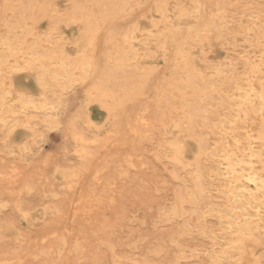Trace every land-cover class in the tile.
<instances>
[{
  "label": "rangeland",
  "instance_id": "obj_1",
  "mask_svg": "<svg viewBox=\"0 0 264 264\" xmlns=\"http://www.w3.org/2000/svg\"><path fill=\"white\" fill-rule=\"evenodd\" d=\"M259 90L264 0H0V264H264Z\"/></svg>",
  "mask_w": 264,
  "mask_h": 264
},
{
  "label": "bare ground",
  "instance_id": "obj_2",
  "mask_svg": "<svg viewBox=\"0 0 264 264\" xmlns=\"http://www.w3.org/2000/svg\"><path fill=\"white\" fill-rule=\"evenodd\" d=\"M219 3H221V2H219ZM216 4H218V3L216 2ZM216 6H217V5H216ZM231 6H232V5H231ZM220 8H222V7H220ZM218 10H221V9L218 8ZM224 10H225V9H223V11H224ZM225 11H226V10H225ZM233 11H234V10H233ZM235 12H236V11H235ZM221 13H222V12H221ZM222 14H223V13H222ZM224 14H225V13H224ZM224 14H223V15H224ZM209 15L211 16V13H210V12H209ZM209 15H208V16H209ZM218 15H219V13H218ZM230 15H231V14H230ZM226 16H227V15H226ZM211 17L214 18L215 15H214V17H213V15H212ZM211 17H210V18H211ZM220 17H222V16H220ZM223 17H225V15H224ZM223 17H222V18H223ZM210 18H209V19H210ZM216 18H217V17H216ZM222 18H221V19H222ZM219 19H220V18H219ZM232 19H233V18H232ZM212 20H213V19H212ZM212 20H208V22H210V21L212 22ZM214 20H215V19H214ZM214 20H213L212 23H214ZM225 20H227V19H225ZM225 20H224V21H225ZM222 22H223V21H222ZM214 25H215V28H216L217 25H216V24H214ZM211 26H212V25H211ZM222 26H224V25H222ZM224 27H225V26H224ZM208 28H209V27H208V25H207V29H208ZM220 28H221V26H220ZM212 29H214V28H212ZM212 29H210V30L212 31ZM210 30L208 29L209 32H210ZM233 30H234V29H233ZM233 30H232V31H233ZM214 31H216V29H215ZM217 31H218V30H217ZM209 34H210V33H209ZM215 34H216V33H215ZM207 35H208V34H207ZM210 35H211V34H210ZM208 36H209V35H208ZM206 38H207V37H206ZM208 40H209V39H208ZM205 42H206V41H205ZM207 43H208V41H207ZM208 44H209V43H208ZM177 45H178V44H177ZM181 45H182V44H181ZM181 45H180V46H181ZM185 46H186V45L183 44V48H184ZM187 46H188V45H187ZM190 46H191V45L189 44V48H190V49L194 48V47L191 48ZM206 46H207V44H206ZM208 46L210 47V45H208ZM209 47H207V49H209ZM175 48H176V47H175ZM178 48H180V47H178ZM178 48H177V49H178ZM181 48H182V47H181ZM183 48H182V49H183ZM187 48H188V47H187ZM187 48H186V49H187ZM189 48H188V49H189ZM177 49H176V50H177ZM182 49H181V50H182ZM190 49H189V50H190ZM174 50H175V49H174ZM176 50H175V52L177 53L176 55H178V52H179L180 50H178V51H176ZM189 50H188V51H189ZM201 50H202V48H201ZM190 51H191V50H190ZM190 51H189V53H190ZM206 51H207V50H206ZM180 52H181V51H180ZM186 52H187V51H186ZM200 52H201V51H200ZM183 53H185V52H183ZM183 53H182V55H183ZM201 53H202V52H201ZM205 53H206L205 51H204V53H202L203 56H204ZM179 54H180V53H179ZM187 54H188V52L186 53V55H187ZM199 54H200V53H199ZM199 54H198V55H199ZM186 55H185V56H186ZM187 56H189V54H188ZM187 56H186V57H187ZM193 56L195 57V55H193ZM200 56H202V55H200ZM178 57H181V55H179ZM189 57H191V56H189ZM175 58H177V56H176ZM187 58H188V57H187ZM187 58H183V60L186 61ZM202 58H203V57H202ZM205 58H206V57H205ZM205 58H203V59L205 60ZM180 59H181V58H180ZM197 59H198V58H197ZM181 60H182V59H181ZM183 60H182V61H183ZM192 60H193V58H192ZM198 60H199V59H198ZM198 60H197V61H198ZM200 60H201V59H200ZM204 60H203V63H205ZM184 61H183V62H184ZM188 61L190 62V60H188ZM177 62H178L177 65L180 64V63H183V62H180V63H179V60H178ZM191 62H192V61H191ZM199 62H200V61H199ZM199 62H198V63H199ZM184 63H185V62H184ZM184 63H183V64H184ZM185 64H186V63H185ZM192 64H193V63H192ZM199 64H202V63L200 62ZM177 65H176V66H177ZM190 65H191V63H190ZM203 65H204V64H203ZM205 65H206V64H205ZM176 66H175V67H176ZM178 66H179V65H178ZM180 66H182V65L180 64ZM180 66H179V67H176L175 69H177V68H181ZM191 66H192V65H191ZM186 67H187V66H186ZM189 67H190V66L188 65V69H187V70H186V68L184 67L185 70H186L185 72H187L188 70H190L191 67H190V68H189ZM194 67H195V66H194ZM206 67H207V66H206ZM206 67H205V68H206ZM203 69H204V67H203ZM180 70H182V69H180ZM195 70H196V71H195ZM215 70H216V69H215ZM176 71H179V69L176 70ZM176 71H175V73H176ZM183 71H184V69H183ZM190 71H191V70H190ZM190 71H188L189 73H186V74H190ZM193 71L196 73V72H197V68L194 69ZM217 71H218V70H217ZM217 71H216V72H217ZM181 73H182V72H181ZM192 73H193V72H191V75H190V76H194V74H192ZM201 73H202V71H200V75H201ZM182 74H185V73H182ZM198 74H199V73H198ZM198 74H197V75L195 74V78H197V77L200 78V77L198 76ZM179 75H181V74H179ZM176 76H177V74H176ZM181 76H182V75H181ZM185 76H186V75H185ZM201 76H202V75H201ZM187 77L189 78V75H188ZM201 78H202V77H201ZM177 79H178V78H177ZM190 79H192V78H190ZM195 80H196V79H195ZM202 80H203V79H202ZM182 81L185 82L186 80L184 79V80H182ZM182 81L180 82V84L182 83ZM200 81H201V80H200ZM203 81H204V80H203ZM197 82H198V81H197ZM188 83H189V82H188ZM192 83H193V81H192ZM192 83H191V84H192ZM203 83H205V82H203ZM203 83L200 82V84H203ZM184 84H185V83H184ZM189 84H190V83H189ZM191 84H190V85L187 84V85L189 86L188 89H190V88L192 87ZM195 84H196V83H195ZM200 84H199V82H198V84H196V87H198V85H200ZM178 85H179V84H178ZM181 85L184 86V87H186V85H183V84H181ZM179 86H180V85H179ZM190 86H191V87H190ZM177 87H178V86H177ZM196 87H195V88H196ZM175 88H176V87H175ZM181 88H182L181 86H180V88L178 87V89H181ZM198 88H199V87H198ZM198 88H197V89H198ZM183 89H185V88H183ZM183 89H181V90L184 91ZM235 89H236V88H235ZM174 90H175V89H174ZM176 90H177V88H176ZM191 90H192V89H191ZM191 90H190V91H191ZM200 90H201V88H200ZM200 90H198L199 92H197V93H200ZM237 90H238V89H237ZM192 91H193V90H192ZM192 91H191V92H192ZM202 91H203V90H202ZM259 91H262V90H259ZM175 92H177V91H175ZM178 92H179V91H178ZM185 92H186V91H185ZM187 92H188V91H187ZM216 92H217V90H216ZM234 92H235V91H234ZM262 92H263V91H262ZM262 92H261V93H262ZM194 93H196V92H194ZM213 93H215V91H213ZM257 93H258V91H257ZM259 93H260V92H259ZM259 93H258V94H259ZM179 94H180V93H179ZM181 94H182V93H181ZM186 94H187V93H186ZM186 94H185L184 97H183V96H182V97L185 98V97H186ZM211 94H212V93H211ZM234 94H238V92H237V93H234ZM182 95H183V94H182ZM259 95H260V98H261V94H259ZM263 95H264V92H263ZM173 96H174V95H173ZM175 96H176V97H174V98H177V95H175ZM187 96L190 97V93H189V95H187ZM192 96L195 97V95H193V94H192ZM192 96L189 98V100L191 99V101H192V98H193ZM196 96L198 97L199 94L196 95ZM200 96H201V95H200ZM200 96H199V97H200ZM236 96H238V95H236ZM171 97H172V96H171ZM180 97H181V96H180ZM188 97H187V98H188ZM178 98H179V96H178ZM183 98H182V99H183ZM187 98H186V100H187ZM172 99H173V97H172ZM200 99H201V98H200ZM200 99H195V98H194L193 101H196V100L198 101V100H200ZM263 99H264V97H263ZM174 100H175V99H174ZM179 100H180V99H179ZM181 101L183 102V100H181ZM181 101H180V102H181ZM247 101H248V100H247ZM247 101H246V102H247ZM263 101H264V100H263ZM173 102H174V101H173ZM175 102L177 103L178 101L175 100ZM175 102L172 103V106L175 105ZM180 102H179V103H180ZM182 102H181V103H182ZM187 102H188V101H187ZM189 102H190V101H189ZM198 102H199V101H198ZM201 102H203V100H201ZM243 102H244V101H243ZM190 103H192V102H190ZM193 103H194V102H193ZM173 104H174V105H173ZM184 104H185V103H184ZM195 104H196V102H195ZM249 104H250V103H249ZM177 105H178V104H177ZM177 105H176V107H177ZM196 105H198V104H196ZM196 105H195V106L186 105V106H183V107L181 106V107H180V108L182 109V111H183V109L188 111L189 116H187V117H188V118H186L187 120L196 121L197 119H196V120H194V119L198 116V114H201L200 111H199V108H198V107L196 108ZM247 105H248V103H247ZM199 106H201V105H199ZM170 107H171V106H170ZM176 107H175V108H176ZM175 108H173V110H175ZM177 108H178V107H177ZM180 108H179V109H180ZM167 109H168V108H167ZM179 109H177L176 111L179 112ZM201 109H202V107H201ZM234 109H235V108H234ZM173 110H172V111H173ZM244 110H245V109H244ZM253 110H254V108H253ZM182 111H181V112H182ZM201 111H204V109L201 110ZM178 112H177L176 114H175V112H174V115L177 116ZM244 112H245V111H244ZM244 112H243V110H242V113H244ZM242 113H241V114H242ZM179 114H181V113H179ZM182 114H183V112H182ZM182 114H181V115H182ZM203 114H204V113L202 112V115H203ZM170 115H171V114H170ZM181 115H180V118H181ZM242 115H243V114H242ZM176 116H172V117H175V118H176ZM178 116H179V115H178ZM192 116H194V117H193L194 119L192 118ZM244 116H245V115H244ZM185 117H186V116H185ZM200 117H201V116H200ZM203 117H204V116H203ZM177 119H178V118H177ZM182 119H183V117H182ZM182 119H180V120L182 121ZM186 119H185V120H186ZM199 119H200V121H201V118H199ZM169 120H172L173 123H174V120H173V119H169ZM198 121H199V120H198ZM202 122H203V121H202ZM175 123H176V122H175ZM175 123H174V124H175ZM204 123H205V122H204ZM204 123H203V124H204ZM169 124H170V123H169ZM181 124L183 125L184 123H181ZM181 124H179V125H181ZM191 124H192V123H191ZM170 125H171V124H170ZM179 125H176V126L179 127ZM200 125H201V124H200ZM183 126H186V125H183ZM196 126H197V125H195V127H196ZM198 126H199V125H198ZM198 126H197V127H198ZM180 127H182V126H180ZM180 127H179V129H180ZM188 127H189V124H188ZM193 127H194V126H193ZM200 127H201V126H199V128H200ZM166 128H167V127H166ZM173 128H174V127H173ZM185 128H186V130H187V127H185ZM203 128H204V127H203ZM190 129H191V128H190ZM190 129H188V130H190ZM201 129H202V127H201ZM201 129H197V130L200 131ZM162 130H163V129H162ZM162 130H161V131H162ZM164 130H165V129H164ZM170 130H171V129H170ZM172 130H173V129H172ZM172 130H171V132H172ZM194 130H195V129H194ZM178 131H179V130H178ZM198 131H197V133H198ZM262 131H263V130H262ZM181 132H183V131H181ZM181 132H178V133H181ZM190 132L193 133L192 130H191ZM190 132H189V133H190ZM263 132H264V131H263ZM162 133H163V132H162ZM175 133H177V132H175ZM175 133H174V134H175ZM191 133H190V134H191ZM195 133H196V132H195ZM187 134H188V133H187ZM187 134H186V135H187ZM198 134H199V133H198ZM202 134H203V133H202ZM263 134H264V133H263ZM165 135H166V134H165ZM165 135H162V136H165ZM181 135H182V134H181ZM199 135H201V134H199ZM199 135H197V136H199ZM168 136H169V135H168ZM174 136H176V134H175ZM174 136H172V138H173ZM182 136H184V135H182ZM194 136H195V134H194ZM194 136H193V137H194ZM197 136H195V137L198 139V141H200L199 138H198ZM201 136H202V135H201ZM166 137H167V136H166ZM184 137H185V136H184ZM190 137H191V136H190ZM195 137H194V138H195ZM261 137H262V135H261ZM261 137H260V138H261ZM174 138H175V137H174ZM174 138H173V139H174ZM177 138H178V137H177ZM186 138H188V137H186ZM200 138H201V137H200ZM260 138H258L259 141H260V140H261V141L264 140V139H262V138L260 139ZM164 139H165V138H164ZM168 139H169V138H168ZM184 139H185V138H184ZM202 139H203V138H202ZM171 140H172V139H171ZM181 140H182V139H181ZM188 140H189V138H188ZM191 140H192V139H191ZM173 141H175V139H174ZM179 142H180V141H179ZM202 142H204V140L201 141V144H202ZM252 143H253V142H252ZM167 144H169V143L166 142V146H167ZM170 144H171V142H170ZM179 144H180V143H179ZM182 144H183V143H181V145H182ZM199 144H200V143H199ZM258 144H259V145H258L259 147H261V148L264 147V146H263L264 144H261V146H260V143H258ZM181 145H180V146H181ZM254 146H255V145H253V147H254ZM262 146H263V147H262ZM167 147H169V146H167ZM204 147H205V145H204ZM238 147H240V146H238ZM251 147H252V144H251ZM256 147H257V146H256ZM180 148H181V147H180ZM182 148H183V150H184L185 152H184V153H183V152H179V153H180V156H181L183 159H185V161L188 160V161H192V162H193V160L191 159V157H190L189 154H188V147H187L186 145H183ZM182 148H181V149H182ZM249 148H250V147H248V149H249ZM239 149H240V148H239ZM241 149H242V148H241ZM250 149L253 150L254 148H250ZM256 149H257V148H255V150H256ZM219 150H222V148H219ZM234 150H235V149H234ZM237 150H238V149H236L235 151H237ZM245 150H246V149H245ZM255 150H254V151H255ZM259 150H260V149H259ZM263 150H264V148H263ZM204 151H205V150H204ZM249 151H251V150H249ZM254 151H253V152H254ZM222 152H223V151H222ZM175 153H176V152H175ZM238 153H239V150H238ZM249 153H250V152H249ZM257 153H260V151H259V152L257 151ZM229 154H230V153H229ZM232 154H233V153H232ZM250 154H252V151H251ZM250 154H249V155H250ZM199 155H200V154H199ZM227 155H228V154H227ZM233 155H234V154H233ZM233 155H232V156H233ZM258 155H259V154H258ZM204 156H205V153H204ZM228 156H229V155H228ZM247 156H248V155H247ZM261 156H262V152H261ZM263 156H264V155H263ZM173 157H174V156H173ZM164 158L167 159L165 156H164ZM199 158H200V156H199ZM230 158H231V157H230ZM262 158H263V157H262ZM171 159H173V158H171ZM241 159H242V158H241ZM253 159H254V158H253ZM256 159H257V157H256ZM263 159H264V158H263ZM250 160H252V158H251ZM175 161H176V160H175ZM177 161H179V160H177ZM238 161H240V160L238 159ZM256 161H257V160H256ZM170 162H171V161H170ZM172 162H173V161H172ZM245 162H246V161H245ZM263 162H264V161H263ZM176 163H177V162H176ZM236 163H237V162H236ZM238 163H239V162H238ZM238 163H237V164H238ZM170 164H171V163H170ZM190 164H191V163H190ZM216 164H217V163H216ZM234 164H235V163H234ZM237 164H236V165H237ZM247 164H248V163H247ZM171 165L173 166V164H171ZM179 165H180V164H179ZM188 165H189V164H188ZM240 165L242 166V164H240ZM244 165H246V163H245ZM172 166H170V167L172 168ZM180 166H182V165H180ZM189 166H191V165H189ZM241 166H239V167H241ZM247 166H248V165H247ZM259 166H260V165H259ZM262 166H263V165H261V169H262ZM192 167H193V166H192ZM239 167H238V168H239ZM249 167H252V166L249 165ZM249 167H248V168H249ZM183 168H184V167H183ZM194 168H195V167H194ZM218 168H219V167H218ZM252 168H253V167H252ZM263 168H264V167H263ZM191 169H192V168H191ZM249 169H250V168H249ZM198 170H199V169H198ZM171 171H172V170H171ZM246 172H247V175H244V173H246ZM256 172H257V171H256ZM262 172H263V170H262ZM194 173H195V172H194ZM194 173H193V174H194ZM230 173L232 174L234 180L237 181V182H240L241 184L243 183L242 180H243L244 178H247L248 181H249V183L252 185L253 188H251L250 185H247V184H245V183H243V184L241 185V188H242V190L249 189L250 191H252V193H250V194H252V195H253V194H256V195H257V193H256L255 191L264 188V178H263V176H259V175H257V173L253 172L252 170H246V169H238V170H237V169H231V170H230ZM171 174H172V172H171ZM173 174H174V172H173ZM261 174H262V173H261ZM170 176H171V175H170ZM202 176H203V175H202ZM174 177H175V176H174ZM190 177H191L192 181H194V184H193V183H192V184H193L194 188L196 189L195 191H197V194L199 195V193H201V185H199V182H198V183L195 182L196 177H194V176H192V175H191ZM172 178H173V176H172ZM175 178H176V177H175ZM175 178H174V179H175ZM233 178H232V179H233ZM205 179H207V178H205ZM205 179H203V180H205ZM245 180H246V179H245ZM174 181H176V179H175ZM205 181H206V180H205ZM202 182H203V181H202ZM202 182H201V183H202ZM219 182H220V181H219ZM189 184L191 185V183H189ZM189 184H186V185H189ZM202 184H207V183L204 182V183H202ZM234 184H235V182H234ZM226 185H227V183H226ZM229 185L232 186V184H229ZM176 186H177V185H176ZM206 187H207V185H206ZM226 187H227V189H228L230 186H229V187L226 186ZM186 189L188 190V188H186ZM189 189H190V187H189ZM224 190H226V189H224ZM254 190H255V191H254ZM261 191H262V190H261ZM229 192H231V191H229ZM253 192H255V193H253ZM259 192H260V191H259ZM187 193H188V192H187ZM192 194H193V192H192ZM192 194H191V198H190V196H189L188 199H192V197H193ZM258 194H259V193H258ZM195 195H196V194H195ZM223 195H224V194H223ZM232 195H233V194H232ZM239 195H240V194H239ZM200 196H201V195H200ZM248 196H249V195H248ZM260 196H261V194H260ZM260 196L258 195V197H255V196L253 195V198H254L255 200L259 201V200L261 199ZM184 197H188V195H187V196L184 195ZM184 197H183V198H184ZM196 197H197V196H196ZM222 197H223V196H222ZM224 197H225V196H224ZM235 197H236V196H235ZM243 197H244V196H243ZM181 198H182V197H181ZM181 198H180V199H181ZM198 198H199V197H198ZM201 198H202V196H201ZM225 198H227V197H225ZM259 198H260V199H259ZM188 199L186 198V199H184V200L186 201V200H188ZM196 199H197V198H196ZM181 200H183V199H181ZM184 200H183V201H184ZM192 200H194V199H192ZM227 200H228V199H227ZM188 201H189V200H188ZM194 201H197V200H194ZM252 201H254V200H252ZM263 201H264V200H263ZM175 202H176V201H175ZM179 203H180V202H179ZM246 203H247V202H246ZM255 203H256V202H255ZM189 204H190V203H189ZM189 204H188V205H189ZM227 204H228V203H227ZM177 206H179V205H177ZM226 206H227V205H226ZM226 206H225V207H226ZM256 206H257V205H256ZM248 207H249V206H248ZM229 208H230V207H229ZM256 208H257V207H256ZM232 209H233V208H232ZM241 209H242V211H243V208H241ZM245 210H246V209H245ZM189 211H190V210H189ZM227 211H228V210H227ZM233 211H234V210H233ZM181 212H182V211H181ZM181 212H180V213H181ZM220 212H221V211H220ZM235 212H238V211L235 210ZM239 212H240V211H239ZM243 212H244V211H243ZM218 213H219V212H217V214H218ZM229 213H230V212H229ZM231 213H233V212H231ZM227 214H228V213H227ZM236 214H237V213H236ZM256 214H257V213H256ZM238 215H239V214H238ZM254 216H256V215L254 214ZM220 217H221V214H220ZM236 217H237V216H236ZM257 217H259V216H257ZM255 218H256V217H255ZM187 219H188V218H187ZM204 219H205V218H203V220H204ZM220 219H221V218H220ZM248 219H249V218H248ZM237 220H239V218H237ZM250 220L252 221L253 219H250ZM255 220H256V219H255ZM229 221H230V220H229ZM235 221H236V220H235ZM204 222H205V221H204ZM236 223H237V221H236ZM240 223H241V222H240ZM257 224H258V223L255 224V223H252V222H251V223L244 222L243 225H241V226L238 225L237 228H236V232H235V233L238 234V238H237V240L240 241V242L243 243V244H252V243H256V242H257V236H256L255 234H253V233L256 232V230L258 229V226H260V225L257 226ZM261 224H262V223H261ZM205 225H206V224H205ZM189 226H190V225H189ZM201 226H202V225H201ZM263 226H264V224H263ZM182 227H183V226H182ZM187 227H188V226H187ZM203 227H204V223H203ZM191 228H192V227H191ZM191 228H189V229H191ZM194 228H195V227H194ZM229 228H230V227H229ZM198 229H199V228H198ZM205 229H206V228H205ZM209 230H210V229H209ZM189 231H190V230H189ZM192 231H193V230H192ZM199 231H200V230H199ZM199 231H198V232H199ZM210 231H211V230H210ZM191 233H192V232H191ZM213 233H215V232H213ZM235 233H233L234 236H235ZM184 234H185V233H184ZM203 234H204V232H203ZM226 234H227V233H226ZM231 234H232V233H231ZM199 235L201 236L200 233H199ZM204 235H205V234H204ZM211 235H212V234H211ZM200 236H199V237H200ZM212 236H214V235H212ZM228 236H229V235H228ZM187 237H188V236H187ZM209 237H210V235H209ZM215 237H216V236H215ZM179 238H181V237H179ZM200 238H201V237H200ZM202 238H203V237H202ZM205 238H206V236H205ZM213 239H215V238H213ZM61 240H62V239H61ZM213 242H215V240H214ZM110 246H111V245H110ZM175 246H176V245H175ZM212 246H214V245L212 244ZM212 246H211V247H212ZM215 246H216V245H215ZM230 246H231L232 249H233V248H235V249L237 248V247H235L234 243H230ZM206 247H207V246H206ZM176 248H177V247H176ZM209 248H210V247H209ZM251 248H252V247H251ZM205 249H206V248H205ZM224 249L226 250V248H224ZM227 249H228V248H227ZM232 249H230V250H232ZM190 250H191V249H190ZM212 250H213V249H212ZM212 250H211V251H212ZM225 250H224V251H225ZM157 251H158V250H157ZM191 251H192V250H191ZM205 251H206V250H205ZM214 251H215V250H214ZM216 251H217V250H216ZM227 251H229V249H228ZM195 252H196V251H195ZM208 252H210V251H208ZM191 253L193 254L194 252H191ZM211 253H212V252H211ZM208 254H209V253H208ZM112 255H113V254H112ZM176 255H177V254H176ZM203 255H204V254H203ZM114 256H115V255H114ZM164 256H165V255H164ZM191 256H192V255H191ZM191 256H190V257H191ZM192 257H193V256H192ZM216 257H217V256H216ZM254 257H255V256H254ZM112 258H113L114 260H121V259H115V258H118V256L115 257V258H114V257H112ZM126 258H127V257H126ZM149 260H150V259H149ZM188 260H189V259H188ZM220 260H221V259H220ZM240 261H241V260H240ZM125 262H126V261H125ZM128 262H129V260H128ZM177 262H178V261H177ZM129 263H132V262H129ZM133 264H135V262H134Z\"/></svg>",
  "mask_w": 264,
  "mask_h": 264
}]
</instances>
